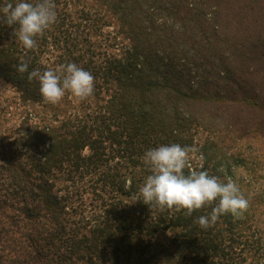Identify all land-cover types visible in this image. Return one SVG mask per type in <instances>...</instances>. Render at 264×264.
<instances>
[{
  "label": "trees",
  "instance_id": "16d2710c",
  "mask_svg": "<svg viewBox=\"0 0 264 264\" xmlns=\"http://www.w3.org/2000/svg\"><path fill=\"white\" fill-rule=\"evenodd\" d=\"M55 5L56 23L27 55L0 21V83L11 90L2 97L0 84V264H264V0ZM102 9L118 52L98 38ZM25 61L28 72L76 63L94 94L59 113L16 71ZM171 143L198 147L192 167L237 183L242 218L202 229L211 206L186 216L136 200L144 152ZM165 231L167 246L151 249Z\"/></svg>",
  "mask_w": 264,
  "mask_h": 264
},
{
  "label": "clouds",
  "instance_id": "9594fccd",
  "mask_svg": "<svg viewBox=\"0 0 264 264\" xmlns=\"http://www.w3.org/2000/svg\"><path fill=\"white\" fill-rule=\"evenodd\" d=\"M0 21L9 27L16 26L14 36L27 55L38 47L37 38L43 37L56 23L55 0H16L15 3L6 0L0 4ZM16 71L20 74L28 72V63L21 62ZM27 79L38 81L42 100L51 105L60 103L66 94L77 102H83L94 94L93 74L76 63H67L58 70L49 68L41 72L33 69L28 72ZM198 153V147L177 143L147 149L142 161L149 174L139 188L140 195L136 200L160 213L183 210L186 216L211 206L209 214L197 218L202 229L213 226L224 215L242 218L249 208V200L235 181H223L216 175H210L202 170V164L199 169L192 167L190 160H203ZM130 188V183L124 185L126 191Z\"/></svg>",
  "mask_w": 264,
  "mask_h": 264
},
{
  "label": "rangeland",
  "instance_id": "374dc122",
  "mask_svg": "<svg viewBox=\"0 0 264 264\" xmlns=\"http://www.w3.org/2000/svg\"><path fill=\"white\" fill-rule=\"evenodd\" d=\"M102 10L103 11L101 14H104L103 21L105 25L102 26L100 30L101 36L98 38L105 42V46L103 47V49L106 48L108 49L109 52L110 50H112V52H118L120 48V43L118 38L120 37V35L117 33V29H118L117 23L115 22V19L112 16H110V14L107 11H105V9ZM106 44H108V46ZM1 85H2V89H1L2 97L4 95L6 96L8 94H11V90L7 85L5 84H1ZM79 103L80 102H77L70 94H66L65 97L62 99V101L55 105V108L58 110L59 113H69L71 110L80 111L84 106L82 105V103L79 105ZM83 151H86V148H84ZM81 193L83 197L84 208L86 209V211L91 212L97 210L99 205L94 202L93 200L94 198L91 199V196L92 197L94 196L89 194L87 191L86 192L82 191ZM169 234L170 233L168 231L159 234V236H157L156 239L154 240L151 249L155 250V249H159L160 246H167Z\"/></svg>",
  "mask_w": 264,
  "mask_h": 264
}]
</instances>
